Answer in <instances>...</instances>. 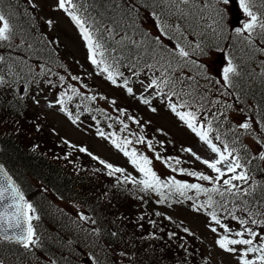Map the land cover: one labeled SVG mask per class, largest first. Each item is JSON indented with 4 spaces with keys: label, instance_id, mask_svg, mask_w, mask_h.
Instances as JSON below:
<instances>
[{
    "label": "snow or ice",
    "instance_id": "1",
    "mask_svg": "<svg viewBox=\"0 0 264 264\" xmlns=\"http://www.w3.org/2000/svg\"><path fill=\"white\" fill-rule=\"evenodd\" d=\"M4 3L5 0H0V96L11 93L20 103L27 98L36 105L43 98L49 109L64 113L73 125L80 122L83 112L93 111L87 103L83 112L81 104H76L75 112L70 111L68 104L76 97L82 103L99 98L117 105L115 99L109 100L102 94L85 95L81 89L91 91L90 86L82 82L80 75L71 74L56 56L60 48L58 37L37 32L40 22L34 13L42 10L38 0H25L23 9L19 5L14 8L12 0H8L6 10ZM145 3L152 9L158 29L155 36L137 26L138 0H54L51 8L63 13L76 29L86 50V59L94 68L88 75L103 77L152 113L158 111L154 102L159 100L205 146L209 153L207 158L191 147H181L180 151L189 154L207 171L183 167L187 160L164 155L165 142L145 134V126H150L151 121H142L122 107L115 108V118L103 108L96 111L107 120L114 119L120 125L119 133L127 135L106 132L99 127L100 120L95 115L91 119L97 126L96 135L122 153L138 175L101 159L86 147L77 148L67 140L63 144L98 161L106 175L114 178L115 187L131 185L132 191L143 193L144 196L137 199L144 203H147L144 197L150 193L158 197L157 204L168 207L190 202L194 212L205 216V226L213 234L215 246L233 257L234 264H264V166L260 163L264 162V12L260 11L264 9V0H238L245 19L241 27L233 29L228 41L241 57L238 62L233 51H228L226 63L219 72L221 78L209 75L206 65L195 59L206 54L201 40L193 42L185 38V33L196 32L206 13H214V16L212 23L205 27L217 37L224 36L220 24L223 12L214 6V0H145ZM215 3L228 5L230 0H215ZM20 15L30 21L28 27L16 23ZM161 16H174L178 23L170 25ZM43 27L54 32L56 22L45 18ZM199 35L203 38L206 33ZM216 46L221 48L219 41ZM224 48L228 45H223L221 52ZM254 64L258 72L253 69ZM56 68L64 69V74ZM249 79L258 82L256 90L260 93L258 102L252 95V105L245 92ZM72 82H80V86ZM45 87L49 91L56 90L54 99L48 100ZM128 122L137 126L138 131L131 130ZM35 127L41 130L39 125ZM107 128H113V124L108 123ZM155 132L167 135L161 128ZM245 135L253 138L255 153L243 142ZM137 146H143L152 156ZM70 155L68 152L63 158L67 160ZM154 161L163 165L164 175L154 170ZM94 171L100 172V169ZM178 176L194 178L196 182ZM37 212L17 179L0 163V242L15 243L28 252L39 249L41 238L34 226V221L40 220ZM77 215L80 221L95 224L83 212L78 211ZM154 215L173 222L171 216L160 211H155ZM146 219L150 228L157 231L149 232L144 239L164 242L170 251L167 242L176 241L177 249L185 255L181 264H188L187 258L193 256L195 250L188 248L185 236L199 237L181 223L176 224L180 231H166L146 213L139 216L137 227L143 229L140 221ZM92 231L99 234L98 229ZM118 255L127 258L130 254L121 251ZM0 264H5L3 258ZM46 264H56V261L46 260ZM128 264H133L132 260H128ZM202 264L208 261L202 259Z\"/></svg>",
    "mask_w": 264,
    "mask_h": 264
},
{
    "label": "trees",
    "instance_id": "2",
    "mask_svg": "<svg viewBox=\"0 0 264 264\" xmlns=\"http://www.w3.org/2000/svg\"><path fill=\"white\" fill-rule=\"evenodd\" d=\"M138 3L140 4V8L138 9L139 19L137 21V26L148 32L143 26L148 14L152 13V9L148 7V4L145 3V0H138ZM16 5H19L20 9L25 8V0H12V6L15 8ZM4 6L7 10L8 0H5ZM208 15V19L210 23H212L214 13H210ZM36 19L40 22V28L37 29V32L44 31L48 32L49 37L54 36L51 31L43 27L42 20H40L38 17H36ZM16 23L22 25L23 27H28L30 21L23 15H20L16 20ZM220 24L224 28L223 37L215 36L213 31L209 28L205 32L197 31L189 35V38L194 42L201 40V42L205 45L206 54L195 57L198 63L203 62L204 58L208 56L210 52H217L221 57V61L223 62L224 66L228 51L230 50L233 51L234 55L237 57V61L239 62L241 53L235 49H232L228 41V37L233 35L234 28H230L228 25H226V23L223 24L222 19L220 20ZM200 32H204L206 35L201 38L199 35ZM134 38L139 39L140 37L135 36ZM218 41L221 45V48H223V45H228V48H224L223 52H221V48H217L216 46ZM165 42H167V38H165ZM237 48H239V44H237ZM62 55L68 60V56L63 50ZM56 56L61 58V62L64 63L68 71L73 74L69 70V67L66 65V62L59 51L56 53ZM252 67L255 71H259L257 65L254 64ZM206 68L208 69L209 75L213 76L214 78H221L219 76L218 70H215L213 67L210 68L211 70L208 67ZM55 70L59 71L61 74H64V69L62 68H56ZM211 71L215 73H212ZM241 83L243 84L244 82L241 81ZM258 87V82L251 79L248 80L247 86H245V92L248 94L246 98L248 99L250 105L254 103L251 99L253 94L255 95L257 102L260 100V93L256 90ZM5 101H7V103H5ZM71 103L81 104V107H84V104L87 103L88 106L93 108L90 117L95 115L97 119L100 120L99 127H103L106 132L116 130L119 131L120 125L116 124L114 119H105V116L98 113L96 108L94 109L91 103H82L78 97L74 98ZM9 105H11V107ZM120 107L126 108L130 113L140 117L138 114L139 112L135 108L130 106ZM27 110V100H24L23 103H20L17 99L12 97L11 93L0 96V163L4 164L5 167L9 169L10 174H12L15 179H17V182L25 191L27 198H29L37 208V214L41 218L39 222L45 221L46 224H42L40 228H37L34 225L41 238V246L39 249H33L31 252H29V256L27 254H21V247L14 243L0 242V254L2 257H4V261L7 262L8 258L9 261L17 262V264H46V260H55L56 264H80V261L76 260L74 254L71 253V250H74L75 252L82 250L84 252H90L93 255L94 251L97 252L98 250H101L102 255H105V251H107L111 253L112 256H117L120 264H128V260H132L133 264H181V262L185 259V255L183 251L177 249L176 241L167 242L172 250L170 251L165 248L166 254L161 256L159 254V249H157L158 253H154L153 248L150 247L152 240L150 238L147 240L144 239L146 234H143L144 229L147 230V234H149L151 231L157 230L151 229L149 225H145V228L139 231L138 227L126 222L124 223L122 218H118L119 211L122 210L121 206L126 205L128 210H133L135 213H137L138 217L141 214L146 213L149 218L157 220L160 227H164L166 224L171 225L169 223H165L167 221L162 217H156L154 215L155 211L158 209L155 208V205L151 200V193L144 197L147 201V203H144V201L137 199L138 196H144L143 193L132 191L131 185H121L119 187H115L114 178L109 180V182L112 183L114 189H116V196L112 200L111 204H108L107 201L104 200L101 201L98 198L96 203L92 205L93 209L91 210V215L96 216V214H98L99 221L102 222L98 225V227L91 225L89 226L91 227V230L87 231V225H82L80 222H78V224L75 221L66 223L64 227L57 225L55 221L61 222V219L58 217L53 218L52 215L48 214L47 208L43 206L44 200L40 199V190L38 188L36 189L31 184L30 179H42V182L56 191L61 198L65 200L76 198L85 204H90L92 202L93 198L91 197L94 191L91 190L92 188L88 183V178L86 175L78 177L80 181L78 180L74 182V172H64L63 167L50 161L48 156L37 153V150L38 152H41L40 148L47 147V150H49V146H55L56 144L55 140L48 131L43 129L37 131L35 124L29 122L31 121V118L27 115ZM107 114L113 116L114 118L117 116V113L112 114L108 112ZM93 122L95 123V121ZM108 123H112L113 128H107ZM155 129H157V127L154 126V124H150V126L146 125L145 134L147 136L153 137L156 141H164L166 151L163 154L174 156L172 143L164 135L156 133ZM131 130L138 131V128L135 126L131 128ZM28 133L30 134L31 139L29 138ZM123 135H127V133H123ZM242 139L243 142L248 145L249 149L255 153L257 149L253 138L245 135L242 137ZM34 147L35 150H33ZM137 147L140 151L147 153L143 146ZM157 148L159 149V144H157ZM84 161L85 163L77 162L76 168L80 169L81 167H88L91 169L96 166V164L91 160L84 159ZM260 163L262 166H264V162ZM102 171L103 174L106 175V170L102 169ZM257 175L259 176V174ZM80 193H83L84 196L80 195ZM126 199L131 200H128V203H125L124 201ZM134 205L136 206L135 208H133ZM107 206L110 207L109 209H111L110 216L112 217L106 221L103 218L107 216V213L105 212L107 210ZM58 214L62 215L61 213ZM131 227H133L135 230ZM92 229H98L99 234L94 233ZM168 231L180 230L176 228H170ZM85 232H88V235L83 237L82 234ZM113 232L117 233V235L112 236L111 233ZM180 233L183 234L182 232ZM185 239L187 241L188 248L190 250H195L193 256L187 258L188 264H202V259L207 260L208 264H211L206 254H204L205 244H203L198 239L194 240L187 236H185ZM165 241H167L166 237ZM121 251L127 252L130 255L127 258L120 257L118 253ZM153 254L157 255L158 257L154 256ZM105 262L107 264H111V259L108 258L105 260ZM105 262L102 264H106Z\"/></svg>",
    "mask_w": 264,
    "mask_h": 264
},
{
    "label": "rangeland",
    "instance_id": "3",
    "mask_svg": "<svg viewBox=\"0 0 264 264\" xmlns=\"http://www.w3.org/2000/svg\"><path fill=\"white\" fill-rule=\"evenodd\" d=\"M38 3H40L41 9H42V10L39 9L41 16L44 19L52 18L56 22L55 30H57V32H54V33H56L59 36L58 38H60V40L63 42L65 49L72 56L77 58V61H79V64H77L76 62L74 63H76L80 68H83L85 70L83 77H86V76L87 77L83 78L82 82L87 83L90 86V89L92 90L93 94H96L98 96L102 94V95L107 96L109 100L115 99L121 102V104L125 106L136 107L139 109V111L143 115H145L146 112H149L146 109L147 108L146 106L138 104L137 101H135L131 97H128L127 94L123 90L117 87H111V86L107 87L105 85H101L95 76H89L88 73L93 72L92 71L93 67L90 66L88 62H86V59H85L86 50L84 49L83 44L79 42V39H78L79 36L77 35L76 29L69 22V20L64 16L63 13L52 10L51 5L54 4V0H38ZM234 3H235V0H230V3H229V12L231 13L230 20L231 22L234 21L236 23L235 25L236 27H241V22L245 19V17L240 12L236 13L235 10L231 9ZM225 6L227 7V5ZM205 63L207 66L209 64V67H215L216 70H220V68H222L221 57L218 54H214L211 60L206 59ZM89 78L92 79L94 82L93 87H92V83H90ZM97 86H101V87H99L98 89ZM82 90L85 93L86 91H89V89H82ZM48 100H52V98H48ZM97 100L102 105V107L106 108L109 112L115 111L114 107L107 101L100 100L99 98ZM38 107L45 116L44 118L45 122H42V124L46 127L47 130L52 132L51 136L55 137L57 141H60L61 138H65L71 144L85 145L87 149L91 150L96 155H100L101 158L106 160L107 162L126 167L129 172L133 173V175H137L135 171L130 168V165L127 163V160L117 151L106 146L98 137H96L97 135L95 132H93L92 130L88 131L84 129L82 126L73 125L71 122L66 120L64 116L60 115L56 110L49 109L47 107L46 101H42V103H40ZM27 114L30 115L29 112ZM147 117L153 123H155V125L159 126L163 130H165L167 133H169L172 139L175 142L179 143L178 144L179 147H191L193 148L194 151H196L202 157H205V158L208 157L209 153L205 149V146H203L202 143L199 142L198 139H192L187 134L186 131H184L180 126L177 125V122L172 119V115H170L169 113L159 111L158 114L148 115ZM87 123L89 127L88 129H92L90 122L87 121ZM28 136L31 139L29 133H28ZM55 149H56V146H49V150H47V147H44V148H40L41 152H38L37 150V153L44 154L48 157L50 156L54 162L60 163V161L63 160V158L61 157L62 151H55ZM184 158L187 159L189 162L196 164L197 166L204 167L200 165L198 162H194L193 158L187 153H184ZM156 171L158 174H161V175L165 174L164 167L158 166ZM80 195L84 196L83 193H80ZM57 204L61 208L62 204L59 202H57ZM121 207H122V210L119 211L118 218H122V220H124V223L126 222L128 224H131L137 227L138 219H137L135 212L133 210H128V207L126 205L121 206ZM66 209L72 210L73 206H67ZM76 212L78 211L72 210V213H76ZM166 212L168 213L167 216L172 217V220L185 223L187 226H189V228L195 234L199 235L201 238H203L204 240L208 242V247H206V251L208 255H210V258L214 264H234L233 257L219 251L216 248V246L214 245V241H213L214 236L206 228L204 219L200 218L199 216L192 215L186 210L181 209L177 206L170 207L169 209H167ZM140 223H143L144 225L143 229H144L145 223L143 221H140ZM131 228L134 229L133 227ZM138 230L140 231L141 229L139 228ZM147 233H148L147 230L144 229L143 234H146V236H148ZM164 245H165L164 242L157 241V240H152V242L150 243V247L153 248L154 253H158L157 249H159V254L161 256H164V254H166ZM111 256L112 255L110 253H106L102 259L109 258ZM154 256L158 257L157 255H154ZM96 260L92 259L91 263L97 264ZM111 264H117V260L114 255L112 257Z\"/></svg>",
    "mask_w": 264,
    "mask_h": 264
}]
</instances>
